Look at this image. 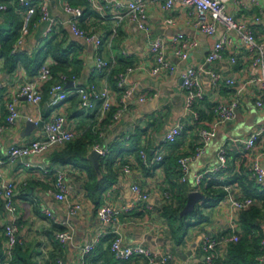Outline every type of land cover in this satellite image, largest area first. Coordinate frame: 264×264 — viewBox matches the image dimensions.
<instances>
[{"label": "crops", "instance_id": "1", "mask_svg": "<svg viewBox=\"0 0 264 264\" xmlns=\"http://www.w3.org/2000/svg\"><path fill=\"white\" fill-rule=\"evenodd\" d=\"M261 1L264 5V0ZM65 2L83 5L82 0H49V12L57 22L55 31L45 36L44 29L47 23L40 21L38 13H35L20 51L26 59L21 58L12 70L4 66L3 59L0 64V123L5 119L7 102L11 98H17L16 108L19 113L15 123L9 125L0 134V160L3 161L0 162V183L7 181L14 183L16 204L15 216H11L6 211L4 197L0 194V253H3V226L15 219L19 224L22 238L20 243L22 256L30 264H50L52 255L61 258L62 264H85V256L89 253L80 259L82 246L95 236H98L100 241L103 236L113 234L112 230L115 228L120 230L126 243L142 242L151 250L170 251L173 254V264H189L202 260L204 251L201 244L205 237L230 235L233 223L236 225V233L241 234V229L237 225L239 210L233 209L225 197L214 206L202 205L200 200L199 213L206 219L189 226L182 240L176 243L168 234L161 212L164 206L168 204L176 206L179 200L186 199L188 192L194 190L189 181L179 180L177 157L192 153L199 141V129L213 125L212 105L226 102L234 95L236 87L225 84V80L231 78L237 84L247 78L258 76L259 67L253 63L252 54L243 43H239L237 49L225 48L219 59L206 61V54L214 41L226 33L238 40V34L234 31L227 32L221 24L217 25L216 32L212 35L200 31L193 26L195 14L179 0H176L170 9H164L158 0H146L147 29H141L136 22L129 20L123 9H103V16L88 2L91 9L82 20H79V23L83 28L101 37V45L98 49L101 56L105 59L112 57L115 59L114 73L112 69L108 72L98 71L94 64L93 43L74 36L69 28L68 15L63 11ZM8 4L13 6L14 12L21 20L23 11L17 10L14 0ZM226 5L228 12L236 19L249 23L256 38L264 42V6L261 12L253 4V0H226ZM117 13L123 15L120 20L113 17ZM258 16L260 21L255 23L254 20ZM14 24L16 20L15 23L10 22L6 13L1 10L2 29L12 28ZM179 33L194 42L191 55L185 60L173 52L174 45L170 41ZM155 37H161L166 41V56L175 66L174 71L150 73L153 57L148 51V42ZM55 43H60L62 48L69 50L70 62L65 67V71L60 72L74 75L75 78L69 80L67 86L65 84L67 97L52 106L49 104L50 85L60 72L53 71L57 61L47 50H51ZM44 51L47 52L44 58L53 59L50 66L51 77L41 85V101L38 105H33L18 97V90L21 84L29 80L37 71L38 66L31 60L38 52L43 54ZM231 57H234V61ZM130 66L135 69L128 75V84L133 89L129 107L116 122L108 126L110 113L101 117L99 101L91 98V106L83 104L79 94L74 92V87L89 83H94L99 89L106 86L112 95V108L115 109L119 101L115 72ZM188 66L203 69L200 81L204 97L196 103L200 115L196 121L184 114L181 72ZM209 71L220 73L221 82L214 83ZM261 93V86L257 82L249 83L245 87L239 97L235 119L216 125L214 135L217 136L213 140V145L209 148L208 143L202 156L192 162L196 165L193 173L216 163V151L219 148L217 143H220V146L224 144L226 147L227 167L220 171L219 176L228 180L233 178L237 180L240 175L248 174V166L260 150L263 139L259 138L250 150L244 149L242 139L264 125V107L255 105V100L261 96ZM141 95H145L146 99L137 101ZM56 113L65 116L66 127L75 132V138L89 133L95 140L100 132L99 143L107 151L116 141L124 142L125 150L113 162L114 175L105 189L91 192V179L85 166L54 162L49 153L15 160L6 158L7 149L11 144H26L33 139L44 137L43 127L25 130V122L29 117L33 121L41 118L47 120ZM176 122L183 124V132L174 142H164V133ZM136 135L137 150H133L130 144ZM93 144L92 141L88 152L94 148ZM141 150L145 152V159L141 156ZM156 154H161L163 160L155 161L153 158ZM260 162L264 165V157H261ZM55 166H63L67 169L66 185L69 198L80 203V208L74 213H69L67 204L56 200L53 196V171L47 172L45 169L49 167L52 169ZM125 166L128 171L123 169ZM103 169L107 173V170ZM102 176L103 173L101 177L96 174V179L99 180ZM133 183H137L148 192L145 201H137L131 189ZM233 184L236 186L235 195L244 196L237 182ZM131 203H134L133 210L119 217L118 226L102 223L97 217V208L103 204L120 206ZM46 207L53 211L59 220H67L73 227L71 242L67 244L56 242L53 224L43 213ZM189 220L196 221L193 216ZM229 244L224 248L218 247L219 259L226 256ZM105 246L106 243L103 242L102 247ZM93 250L94 248L90 252ZM261 257L264 262V247L263 254L257 258ZM1 260L0 255V264ZM117 264L145 263L140 258H134L127 262L118 260Z\"/></svg>", "mask_w": 264, "mask_h": 264}, {"label": "built area", "instance_id": "2", "mask_svg": "<svg viewBox=\"0 0 264 264\" xmlns=\"http://www.w3.org/2000/svg\"><path fill=\"white\" fill-rule=\"evenodd\" d=\"M3 0L0 2V11L6 8V3ZM18 5L22 8L23 16L20 27V34L15 40L11 53H18L21 51L24 36L29 32L30 25L32 23L33 16L38 13L39 20L46 22L47 25L44 29V35H49L55 25L57 24L56 18L49 12L48 3L49 0H16ZM91 6L102 12L103 9L115 8L123 9L125 15L129 20L137 23L141 29H147L145 22L146 13V0H87ZM101 1V2H100ZM162 3L164 9H170L176 0H158ZM185 6H187L194 14L195 18L193 26L200 31L212 35L216 32L217 25L221 24L226 31H234L238 34V40L230 34L226 33L219 39L214 41L210 46L207 54L206 61L211 62L213 60L222 57L223 50L227 47L237 49L239 43H243L246 49L252 54L253 63L259 67L260 73L258 76L247 78L235 83L233 79L227 78L225 84L235 86V93L232 98L226 102H219L211 107V112L214 116V123L211 127H202L199 129V141L194 148V151L190 154L180 155L177 158L179 180L181 182H187L190 173V164L198 160L209 140L214 135L216 125L221 122H227L234 120L236 117V110L239 105V97L245 87L252 82L260 84L262 93L261 96L255 100V105L258 107H264V42L256 38L255 32L249 23L236 19L227 10L226 0H179ZM253 4L258 7L262 12L263 3L261 0H253ZM63 11L68 15V25L74 36L88 42L93 43L94 47V64L98 71L106 70L110 71L115 66V59H105L99 52V46L101 45V37L83 28L79 20L83 16L84 7L80 5H72L70 2H65L63 5ZM124 15V16H125ZM117 20L121 19L123 15L117 13L113 15ZM260 21V17H256L254 22ZM174 45L173 52L181 59L185 60L191 55V49L194 46L192 40H188L179 33L170 39ZM166 41L161 37H155L148 42V51L153 57V65L150 70L151 74H158L162 71L172 72L175 70V66L172 65L166 56ZM125 53V51H123ZM234 61V57H231ZM2 59H0V64ZM53 59L45 57L35 74L27 81L21 84L18 90V97H22L26 102L33 105H38L42 99L41 85L43 82L51 77V64ZM135 67L130 66L119 71L115 77L116 88L119 94V101L116 104V108L111 113L108 126H111L120 115L127 110L130 103V98L133 94L132 87L128 84V75L133 71ZM203 69L201 67L188 66L181 72L182 86L184 88V114L192 120L199 119V111L196 107V103L204 97V90L200 81V74ZM214 83L221 82V75L218 72L209 71ZM74 75H68L64 72H60L57 79L50 85L49 93L51 95L49 104L54 106L67 97V89L65 84L69 80H74ZM74 92L79 94L83 104L92 105L90 99L99 101L100 103V116L110 112L113 99L108 88H97L94 83H89L85 86L79 85L74 87ZM16 99L11 98L7 102V114L3 122L0 123V134L11 124L15 123L19 113L16 108ZM146 99L145 95H141L137 98V101H143ZM99 117V118H101ZM31 120V118H28ZM37 121V120H35ZM45 134L44 137L36 138L26 144H11L6 152V158L9 160H15L30 155H39L50 153L52 150L72 141L76 134L73 130L66 127V118L62 113H56L47 120H44L43 125ZM183 132V124L176 122L173 124L163 135L164 142H174L176 138ZM96 133H98L96 131ZM98 138L100 136L97 134ZM98 138L94 140V148L97 149L101 156L107 153V149L103 147ZM259 138L263 139V144L260 150L252 159L248 166V177L252 179L256 184H264V165L260 162L261 157H264V125L258 127L252 131L246 138L242 139L244 149L250 150L255 146V143ZM141 156L145 159V152L140 151ZM155 161H161L163 156L156 154L153 158ZM217 162L207 168L198 170L192 174V185L194 190H199L202 180L207 178H219L222 181L221 187L225 191V199L229 202L230 206L235 210L247 209L253 202V198L250 196L237 197L235 184L226 181L223 176H219L220 171L227 167V151L224 144L216 151ZM0 162H3L0 160ZM125 171L128 168L123 167ZM45 171H53V196L56 200L65 202L68 207L69 213H74L80 208V203L73 201L69 198L68 189L66 185L67 169L63 166L54 168H47ZM132 191L136 195L137 201H145L148 197V192L142 189L137 183L131 185ZM0 194L4 197V206L6 211L15 216L16 204H15V189L14 183L7 181L0 183ZM134 203L123 204L120 206L103 204L97 208L96 214L98 219L105 224H113L114 226L119 224V217L123 214H127L133 210ZM44 215L53 223L62 226V229L55 231L54 237L60 244H67L73 239V227L67 220H59V218L49 208L43 209ZM112 238L110 240V251L114 258L127 262L134 258H140L144 260L145 264H173V254L170 251H158L151 250L147 245L142 242L138 243H126L120 230L115 228L112 230ZM4 243L1 264H12L14 249L17 244H20L22 238L20 236L19 224L15 219L5 223L3 226ZM106 234V233H105ZM238 233H236V225H231L230 235L223 237H210L207 236L203 239L201 248L204 251L203 258L200 261H193L189 264H215L216 260L220 258L218 253V247H226L229 242H236L238 240ZM99 237L95 236L90 241L86 242L80 249V259L89 253L95 245L98 243ZM262 247H264V235L260 240ZM263 257V256H262ZM259 258L260 263L264 264L263 258ZM56 264H62L61 258L56 260Z\"/></svg>", "mask_w": 264, "mask_h": 264}, {"label": "trees", "instance_id": "3", "mask_svg": "<svg viewBox=\"0 0 264 264\" xmlns=\"http://www.w3.org/2000/svg\"><path fill=\"white\" fill-rule=\"evenodd\" d=\"M1 1L3 0H0V2ZM4 2L6 3V8L3 12L6 13L10 22L15 23L16 20V24H14L12 28L6 30L2 29L0 26V59H3L4 66L7 69L12 70L21 58L26 59V56L22 55L21 52L11 53V48L20 34L22 19L20 20L18 18L17 14L14 12L13 6L8 4L10 1ZM14 3L17 5V10H22L16 0H14ZM81 3L83 5L80 6L84 7L83 16L80 18L82 20L84 15H86L87 11L91 8L87 0H82ZM71 4L76 5L73 3ZM53 31H55V27ZM48 51L51 52V55L57 61V64L53 67V71H65V67L70 62L68 57L69 50L62 48L60 43H55L53 44L52 49L47 50V52ZM47 52L44 51L43 54L38 52L34 56V59L31 60L32 63L39 67L43 61L45 53ZM114 70L112 73H114ZM119 71L121 70L115 72V76ZM113 110L114 108H112L109 113L111 114ZM110 114L108 117L111 116ZM92 141L94 142L92 135L85 133L83 136L74 138L72 141L52 150L49 153V156L52 161L57 163H70L74 166H85L88 169L89 178L91 179V192L95 193L105 189L106 186L109 185L111 178L114 175L112 172V164L118 158V155L125 149L124 142L119 140L109 148L105 155L100 157V169L103 176L101 179L97 180L96 172L86 158L89 147L92 145ZM137 142L138 137L136 135V137L131 140L130 148L137 150ZM103 168L107 170V173L104 172ZM222 181L223 180L215 177H205L202 180L201 186L199 187V190L204 194L202 205L214 206L225 197V191L221 187ZM226 181L229 183L237 182V186L243 191L244 196L252 197L254 202L247 209L239 210L237 225L241 229V234L236 242H230L226 256L222 259H217L215 264H261L257 257L263 254V247L260 240L264 235V186L256 184L248 177V174L243 176L240 175L237 180L233 178L231 180L226 179ZM185 201V198L179 200L176 206L168 204L164 206L161 212L167 225L168 234L176 243H179L182 240L183 235L189 226L206 219L204 215L199 213V208L180 216V210L185 204ZM191 216L196 219L195 222L189 220ZM53 228L57 231L62 229V226L53 224ZM111 238L112 234L103 236L97 246L94 247V250L85 256V264H117L118 260L114 258L110 251ZM103 242L106 243L104 248L102 247ZM14 250L15 254L12 264H30L25 261L24 256H22L23 252L21 244H17ZM0 255L2 257L1 253ZM58 258L57 255H52V261L50 264H56Z\"/></svg>", "mask_w": 264, "mask_h": 264}, {"label": "water", "instance_id": "4", "mask_svg": "<svg viewBox=\"0 0 264 264\" xmlns=\"http://www.w3.org/2000/svg\"><path fill=\"white\" fill-rule=\"evenodd\" d=\"M43 125H44L43 118L37 121L27 120L25 122V130L28 131L36 127H43ZM100 157L101 155L99 151L95 148L91 149L86 155V158L91 162L92 167L94 168L98 177H101L102 175L100 169ZM203 198H204V194L200 190H191L190 192H188L185 204L180 210V216L192 212L195 209L197 202L202 200Z\"/></svg>", "mask_w": 264, "mask_h": 264}, {"label": "rangeland", "instance_id": "5", "mask_svg": "<svg viewBox=\"0 0 264 264\" xmlns=\"http://www.w3.org/2000/svg\"><path fill=\"white\" fill-rule=\"evenodd\" d=\"M216 136L217 135H213L212 137H211V139L209 140V144H210V147L209 148H211L212 147V145H213V140L216 138ZM217 147H220V143H217ZM216 147V148H217ZM215 162H217V159H216V161ZM195 163H191L190 164V173H189V176H188V181L190 182V184H192V174H193V171L195 170V166L196 165H194ZM200 203H199V201L197 202V204H196V207H195V209H197V208H199V205Z\"/></svg>", "mask_w": 264, "mask_h": 264}]
</instances>
